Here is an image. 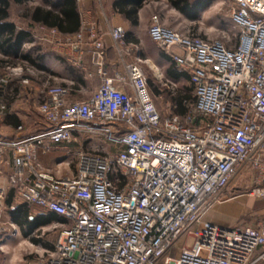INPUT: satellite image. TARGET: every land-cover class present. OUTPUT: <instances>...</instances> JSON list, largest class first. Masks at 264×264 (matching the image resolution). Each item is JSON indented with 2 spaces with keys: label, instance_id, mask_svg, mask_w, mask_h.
Wrapping results in <instances>:
<instances>
[{
  "label": "built area",
  "instance_id": "2783aa9c",
  "mask_svg": "<svg viewBox=\"0 0 264 264\" xmlns=\"http://www.w3.org/2000/svg\"><path fill=\"white\" fill-rule=\"evenodd\" d=\"M229 8L237 36L217 39L165 26L151 17L148 35L185 73L193 88L189 114L162 115L147 71L175 95L177 84L128 44L113 28V50L128 58L107 66V47L92 10L79 1L81 29L61 35L44 26L35 37L58 51L88 82V52L98 88L87 99L73 97L77 81L35 90L45 129L0 138V250L20 235L3 221L9 190L31 207L56 215L58 237L35 264H257L264 247V219L223 227L205 220L223 204L237 180L264 199V0H219ZM102 13V3L97 0ZM22 75V68H14ZM29 84L30 79H23ZM175 108V107H174ZM22 134V135H20ZM77 145L74 152L68 148ZM67 150L75 170L58 177L39 153ZM71 163L60 162L57 167ZM12 210L15 207H11ZM32 236V235H31ZM31 236L24 238L28 242ZM40 237V236H39Z\"/></svg>",
  "mask_w": 264,
  "mask_h": 264
},
{
  "label": "crops",
  "instance_id": "0c3cea01",
  "mask_svg": "<svg viewBox=\"0 0 264 264\" xmlns=\"http://www.w3.org/2000/svg\"><path fill=\"white\" fill-rule=\"evenodd\" d=\"M38 1L39 0H36L33 3H29L25 6V9L32 6L42 5ZM79 1L83 2L86 7L92 10L93 15L98 22L99 31L103 34L106 42L107 66H111V64H114L116 62L119 69H122L124 62H128V58L122 60L118 59L116 53L114 52L112 48L113 39L110 34L113 28L122 27L127 35L126 42L128 44L139 45L141 47L142 55L144 57L150 60H154V62L156 63L160 60L161 67L158 63L157 64L159 68H163L164 63L169 60L165 57V59L161 60V58H163L162 56H164L161 53L162 51L151 42L148 35V29L150 26L152 15L158 14L161 17V20L165 26L168 21L167 19L163 18V16H161L158 12H160L162 15H164L165 13L172 12L175 17L178 16L180 18L189 20L183 13H181L178 9L171 5L168 0H143L141 7H139L137 10L136 24H133L124 14L115 10L114 4L119 0H100L102 3V13L97 8V0H77L78 6ZM188 1L192 4H200V11H202L206 7L209 8L212 4H219V0ZM24 20L27 21V25L25 28L28 27L27 30L32 32L33 34L34 31H37L40 27H42L38 26V24H33V26L35 27L29 28V24H32V22L29 21V19ZM142 26L145 27L144 33H142ZM17 27L20 28L18 24ZM61 35L64 36L65 34ZM35 37L37 36L34 35L33 42H24L18 49L15 48L14 50L9 51L10 54L8 56L3 55L2 51H0V59L5 58L10 60L11 62H14V65L6 66L5 68L0 69V138H10L17 135L16 129L19 125H12L11 121L14 120H18L21 125L25 126V132L23 133L24 135L33 134L32 130H40L44 127V122L41 116L36 111L37 97L34 92L45 82L48 81L51 85H63L70 80L79 81V83H77V86L74 89L73 94V97L79 100L89 98L99 86V81L95 77V71L91 66V59L88 52L85 54L84 57V63L87 68L85 74H92L93 77H91V79L86 82L83 80L84 72L81 73L77 71L68 61V55L72 54V50L70 47L65 46L61 48V51L60 49H58V51H55L49 45L39 41ZM145 38L148 39L149 46L146 45L145 47H142L143 42L141 40H145ZM21 54H28L32 58H36L38 60L37 63L39 67H31L28 65L27 62H23L21 59H18ZM14 68H22L24 73L22 75L14 74L12 71ZM25 78L30 79L29 84L23 83V79ZM77 148V145L71 144L68 149L72 151ZM64 151L65 150H60L48 154L39 153V159L43 168L46 171L57 175L58 177L68 176L72 172H74L75 164H70L69 168L66 165L57 167L60 162L71 163L67 159ZM238 183L242 185L244 184L242 180H237L234 185L229 189L228 193H235L236 190H238ZM11 195L13 198L12 207L17 208L19 205L24 204V201L20 199V197L16 195L15 191H13L12 189L9 190L6 201L11 198ZM253 205V202H250L249 200L242 201V199H240V196L234 195L229 200H226L225 203L216 207L219 213L225 214V221L219 219V216L213 218L211 215V211L207 214L206 217L209 221L212 220V223L215 222L214 224L217 223V225L223 227H233L237 224H255V221H239L242 217L246 216L247 214L253 211ZM225 207H227L228 209H226ZM8 209L6 205V209L2 214L3 221H13L11 214L8 212ZM30 211L31 212L29 213V219H34V217H38L40 215L45 214V212L40 209L34 210L32 208ZM259 213V220H263L264 205L260 207ZM57 220L58 217L57 219L51 221L49 224ZM23 222H25V220ZM14 223L19 227L21 236H17L15 238H11L5 241V246L3 250H0V264H34L32 263V260L28 258L26 250L23 249V246H25L27 243V240L25 241L24 238L28 237L26 223ZM42 227H38L34 230V232L38 231ZM39 245L42 246L41 244ZM262 254H264V247L259 248L255 252L253 259L260 258ZM257 264H264V259H261Z\"/></svg>",
  "mask_w": 264,
  "mask_h": 264
},
{
  "label": "trees",
  "instance_id": "16d2710c",
  "mask_svg": "<svg viewBox=\"0 0 264 264\" xmlns=\"http://www.w3.org/2000/svg\"><path fill=\"white\" fill-rule=\"evenodd\" d=\"M36 0H0V51L3 55H9L10 52L15 48H19L24 42H33L34 34L27 30L25 27H17L16 22L12 21V7L20 6L25 7L29 3H33ZM171 5L183 13L189 20L195 21L198 19L200 12V4H192L188 0H168ZM143 0H119L114 4L116 11L124 14L133 24L137 23V10L141 7ZM42 5L32 6L26 8L22 14V18L29 19L32 24H29V28H34L33 24H38V26H44L49 29H55L61 34L73 35L80 31L81 29V17L78 8L77 0H42ZM161 52V51H160ZM164 56L162 59L167 58V56L161 52ZM165 57V58H164ZM18 59H21L23 62H27L31 67L38 66V60L32 58L28 54H21ZM168 59V58H167ZM169 60V59H168ZM14 62H11L8 59H0V69L5 68L6 66L14 65ZM160 67V61L157 62ZM155 62V64L158 66ZM171 63V62H170ZM39 67V66H38ZM165 77L169 81H172L179 85V81L184 77L186 79V84L182 87L177 88L175 95H172V92L169 89H164L163 91L157 85L153 84L149 80V86L153 97L160 96L163 93L172 97V102L174 105L175 115L180 117H186L189 114V105L194 103L195 96L193 93V88L188 84V77L185 73H181L177 70L176 66L171 63L170 68L164 69ZM79 83V81H77ZM12 125H21L18 120L11 121ZM45 126L40 130L34 129L32 133L40 132L44 130ZM15 191V190H13ZM16 193V191H15ZM17 195V193H16ZM12 195L6 201L8 212L11 214V217L14 222L17 224H25L28 231V236L34 232L38 227L45 226L49 224L54 219H57V216L51 213H45L34 219H29L30 210L33 208L38 209L37 207H31L27 203L19 205L14 210L12 207ZM25 215V217H24ZM59 219V218H58ZM25 220V222H23ZM35 233V232H34ZM33 243L36 245L44 244L46 248L53 249V244L44 243L43 238H33Z\"/></svg>",
  "mask_w": 264,
  "mask_h": 264
},
{
  "label": "rangeland",
  "instance_id": "374dc122",
  "mask_svg": "<svg viewBox=\"0 0 264 264\" xmlns=\"http://www.w3.org/2000/svg\"><path fill=\"white\" fill-rule=\"evenodd\" d=\"M38 2L41 4L42 0H39ZM218 2H219V4H214V5L212 4L209 8L206 7L205 9L200 11L199 15H198V19L195 21L186 20V19L180 18L178 16L175 17L172 12L165 13L164 15H162L160 12H158V13L161 16H163V18L167 19L168 22L166 23V26H169L171 28L178 29L181 31H189L193 35H197V36H201V37L209 38V39H217V38L222 37L224 33L229 32V34H231V36L236 37L238 35L237 30L234 29L232 26L230 16H229L228 6L222 5L221 1H218ZM24 10H25V7H20V6H16V5L13 6L12 10H11L12 11V21L16 22L19 27H26V25H27V23H26L27 21H25L22 18V14H23ZM142 30H143L142 33H144V30H145L144 26H142ZM34 35H36L38 37H43L44 35H47V34L44 31L37 30V31H34ZM141 37H142V35H141ZM143 40L144 39L141 40L143 42L142 47H145L146 45H148V39L145 38V40L144 41ZM151 61H152V64H155L154 60H151ZM170 66H171V63L169 61H166L164 63L163 68H160V71L162 72L164 77L166 75L164 73V69L170 68ZM147 75H148L149 80H151L153 82V84H155V86L157 85L159 88H161L162 91L164 89L170 90V88L168 87L169 85L168 86H161L160 85L159 80L156 79V77L154 75V71H150V70L147 71ZM185 82H186V79L183 77L179 81V85L177 84V88L182 87L184 84H186ZM160 96L161 97L155 96V98H154L156 107L159 110V112L165 116L166 115L168 116L170 114H175L174 105L172 102V97L168 96L165 93H163ZM77 149H75V150H77ZM75 150H72V152H74ZM64 153L66 154V157L71 162V164L74 165L75 161L73 158V154L67 152V150L64 151ZM65 154H64V156H65ZM237 188H238V190H236L235 193H232V192L228 193L229 192L228 191L227 192L228 194H226L225 200H229L234 195H237V196H240V199H242V201L249 200L250 202H253L254 203L253 208H252L253 211L251 213L247 214L246 216L242 217L241 220H239V221L240 222H252V221L259 222V219H260L259 210H260V207L262 205H264V200L260 199L258 197H254V196H247V195H249V192L254 188L253 186L250 185V183L249 184H243V185L238 183ZM225 208L228 209L227 207H225ZM210 211L212 212L211 215L213 218L219 216V219H222L224 221L226 220L225 214L219 213V211L216 208L213 210H210ZM205 220L209 221L207 219V217L205 218ZM210 222H212V220H210ZM31 235L32 236H31L30 240H28L26 245L23 246V249L26 250V252L28 254V258L31 259L32 263L35 264L41 258L40 256L42 254H44L45 250H48V249L45 248L44 247L45 245L42 243H41L42 246L34 244L33 238H35V239L36 238H43L45 241L44 243L50 245V243L53 244V242L54 243L56 242V239L58 237V232L51 230L50 224H49V225H46V226L40 228L38 231H35V233H32Z\"/></svg>",
  "mask_w": 264,
  "mask_h": 264
}]
</instances>
